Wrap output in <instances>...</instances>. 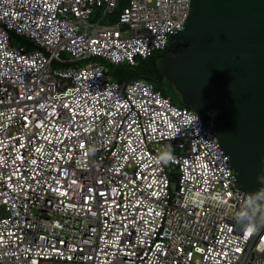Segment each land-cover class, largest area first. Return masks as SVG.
<instances>
[{
    "label": "built area",
    "instance_id": "built-area-1",
    "mask_svg": "<svg viewBox=\"0 0 264 264\" xmlns=\"http://www.w3.org/2000/svg\"><path fill=\"white\" fill-rule=\"evenodd\" d=\"M192 7L0 0V264H264V206L214 133L98 60L165 50Z\"/></svg>",
    "mask_w": 264,
    "mask_h": 264
},
{
    "label": "water",
    "instance_id": "water-1",
    "mask_svg": "<svg viewBox=\"0 0 264 264\" xmlns=\"http://www.w3.org/2000/svg\"><path fill=\"white\" fill-rule=\"evenodd\" d=\"M171 41L191 49L162 58L159 71L214 133L255 201L264 194V0H193L186 29Z\"/></svg>",
    "mask_w": 264,
    "mask_h": 264
},
{
    "label": "trees",
    "instance_id": "trees-1",
    "mask_svg": "<svg viewBox=\"0 0 264 264\" xmlns=\"http://www.w3.org/2000/svg\"><path fill=\"white\" fill-rule=\"evenodd\" d=\"M17 39L18 41H26L23 38ZM190 49V44L172 42L170 39L165 50L156 52L146 59H139L136 67L125 63L117 65L116 67H114V69L110 68V70L107 71L110 72L109 74L114 80L121 83L130 82L138 78L147 79L152 82V84L157 90H159L164 96H166L164 90L161 89V86H163L164 82L167 81L165 79V76L159 71L160 60L168 55L178 56L184 53H188ZM168 85L170 86L169 83ZM170 98L173 103L176 104V102H179V105H181V99H179L175 95Z\"/></svg>",
    "mask_w": 264,
    "mask_h": 264
},
{
    "label": "rangeland",
    "instance_id": "rangeland-1",
    "mask_svg": "<svg viewBox=\"0 0 264 264\" xmlns=\"http://www.w3.org/2000/svg\"><path fill=\"white\" fill-rule=\"evenodd\" d=\"M122 6V5H120ZM120 11V7H118L115 12L112 15H109V17L107 18L106 21H104L106 24H113L116 22L117 20V16H118V12ZM100 11H96L94 13V15L91 17L90 22H97L99 19V15H100ZM15 42H18V39H15ZM100 61V63L107 69L110 70V68L114 69V67H116L117 65H112L109 62L103 60V59H98ZM136 67V66H135ZM109 72V71H108ZM110 73V72H109ZM166 79V78H165ZM167 82H164V85L161 86V89L164 90L165 95L167 97H172V96H176L179 99H181V96L179 94V92L175 89V87L166 79ZM168 83L170 84V86L168 85ZM174 88V89H173ZM177 105H179V102H176ZM58 264H77V263H66V262H59Z\"/></svg>",
    "mask_w": 264,
    "mask_h": 264
},
{
    "label": "clouds",
    "instance_id": "clouds-1",
    "mask_svg": "<svg viewBox=\"0 0 264 264\" xmlns=\"http://www.w3.org/2000/svg\"><path fill=\"white\" fill-rule=\"evenodd\" d=\"M171 159V155L168 154L166 156V160ZM258 180L260 183L264 184V176H260L258 177ZM255 195V194H254ZM255 203L260 204L262 206H264V194H260V195H255ZM238 220H248L249 219V215L247 211L242 212L238 218ZM246 233H251L256 231L255 225L253 223H248L246 229H245Z\"/></svg>",
    "mask_w": 264,
    "mask_h": 264
}]
</instances>
